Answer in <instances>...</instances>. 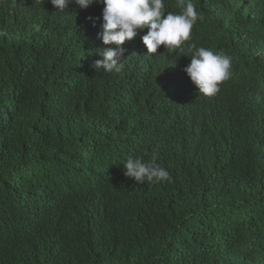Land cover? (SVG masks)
I'll list each match as a JSON object with an SVG mask.
<instances>
[{
  "label": "trees",
  "instance_id": "obj_1",
  "mask_svg": "<svg viewBox=\"0 0 264 264\" xmlns=\"http://www.w3.org/2000/svg\"><path fill=\"white\" fill-rule=\"evenodd\" d=\"M193 2L183 52L144 29L105 73L102 4L0 0V264H264V0ZM193 43L231 57L213 97ZM153 154L170 182L124 175Z\"/></svg>",
  "mask_w": 264,
  "mask_h": 264
},
{
  "label": "clouds",
  "instance_id": "obj_2",
  "mask_svg": "<svg viewBox=\"0 0 264 264\" xmlns=\"http://www.w3.org/2000/svg\"><path fill=\"white\" fill-rule=\"evenodd\" d=\"M50 3L61 12L72 4L81 10L93 3L103 5L102 30L98 39L108 47L98 51L101 59L95 61L92 67L105 73H120L123 70L125 49L122 45L144 29L147 31L141 36V42L148 54L156 53L161 45L169 54L177 49L183 52L185 42L191 39L193 26L202 19L193 0H176L178 13L166 12L164 0H50ZM0 37L8 38L5 29L0 28ZM187 52L191 53V58L183 68L184 73L198 89L199 96H215L220 91V85L231 76V57L203 46L197 47L194 43L187 46ZM157 159L155 154L148 159L143 155L129 157L122 164L124 175L138 183L170 182L169 171Z\"/></svg>",
  "mask_w": 264,
  "mask_h": 264
},
{
  "label": "bare ground",
  "instance_id": "obj_3",
  "mask_svg": "<svg viewBox=\"0 0 264 264\" xmlns=\"http://www.w3.org/2000/svg\"><path fill=\"white\" fill-rule=\"evenodd\" d=\"M78 70V69H77ZM184 98V97H183ZM187 98V97H186Z\"/></svg>",
  "mask_w": 264,
  "mask_h": 264
}]
</instances>
